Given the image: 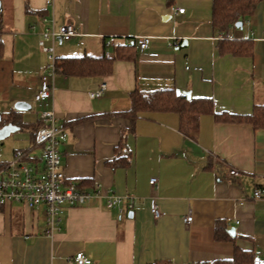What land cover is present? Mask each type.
I'll list each match as a JSON object with an SVG mask.
<instances>
[{
    "label": "crops",
    "instance_id": "crops-1",
    "mask_svg": "<svg viewBox=\"0 0 264 264\" xmlns=\"http://www.w3.org/2000/svg\"><path fill=\"white\" fill-rule=\"evenodd\" d=\"M27 3L26 11L24 0H0V70L6 82L0 113L15 110L17 100L34 103L47 63L38 38L52 20L55 27L72 23L78 32L54 42L56 57L100 56L113 45L131 40L135 45L129 57L114 59L102 74L55 71L47 107L68 129L59 146L65 181H86L85 191L98 186L104 196L85 206L63 203L59 228L51 235L45 232L43 206L0 202V264H77L78 251L89 264H188L231 258L236 247L264 264V197H252L255 187L264 190V129L216 116L250 114L264 104V0L241 27L225 30L211 23V0ZM142 35L151 36L145 50L137 47ZM172 38L177 46L167 44ZM230 40L241 41L242 52L226 50ZM101 81L106 82L101 96L90 97ZM135 88L189 91L211 99L213 111L200 115L193 136L183 135L177 114L165 111L141 113L128 131L122 112ZM18 112L24 121V111ZM33 146L31 134L17 149H31L30 160L41 167ZM14 150L5 153L7 159ZM122 156L128 163L114 165ZM231 168L238 174L230 175ZM152 176L155 189L148 182ZM112 193L133 196L132 207L108 208L105 195ZM152 195L163 212L158 218L149 210ZM189 210L192 220L186 224L182 218ZM216 230L228 236L218 238Z\"/></svg>",
    "mask_w": 264,
    "mask_h": 264
},
{
    "label": "built area",
    "instance_id": "built-area-1",
    "mask_svg": "<svg viewBox=\"0 0 264 264\" xmlns=\"http://www.w3.org/2000/svg\"><path fill=\"white\" fill-rule=\"evenodd\" d=\"M53 0H45L46 4H51ZM172 10L183 12L182 7H171ZM45 20V18H42ZM78 32L72 23H64L58 27L51 25L40 32L38 46L46 54L47 63L39 73L38 85L32 95V101L41 107L39 118L42 124L35 130L33 136V147L39 148V158L41 167L33 163L30 159L31 149H16L12 152V157L5 163L0 164V202H18L25 206L36 209L44 207V216L47 235H51L59 228L61 221V205H89L95 198L103 197L101 189L95 186L94 190H79L72 182L65 181V174L61 163V151L59 146L66 140L68 129L66 124L60 121L52 108H48V100L52 97L54 87L52 84L55 74L54 42L57 39L68 40L77 35ZM264 38V30H263ZM168 41V45L177 46V41ZM139 50L149 47L151 36L142 35L136 40ZM107 44L109 42H106ZM106 88V82L101 81L98 88L90 91V97H99ZM230 175H237L235 168L229 170ZM149 185L155 189L157 178L152 176L148 180ZM254 199L264 197V190L255 187L252 192ZM105 205L108 208L117 207L120 211L129 209L133 204V196L130 195H105ZM149 210L153 217H160L163 212L158 208L156 196L149 197ZM188 224L192 220V212L189 210L182 218ZM77 264H89L90 259L78 251L74 255Z\"/></svg>",
    "mask_w": 264,
    "mask_h": 264
},
{
    "label": "trees",
    "instance_id": "trees-1",
    "mask_svg": "<svg viewBox=\"0 0 264 264\" xmlns=\"http://www.w3.org/2000/svg\"><path fill=\"white\" fill-rule=\"evenodd\" d=\"M258 0H211V23L214 27L225 30L234 26L236 22L245 20L253 11ZM26 11L28 10L27 0H24ZM225 49L230 52H242L241 41H225ZM107 44V43H106ZM135 41L113 45L111 53L104 52L100 56H64L56 57L55 71L65 75H87L92 73L102 74L108 72L112 61L116 58L129 57V49L134 48ZM3 52V42L0 30V56ZM130 107L122 114L128 119V131L133 130L136 119L143 112L165 111L174 112L178 116V130L186 136H193L199 125V117L213 111L212 101L208 98L186 97L185 93H177L172 88H161L150 91H142L137 88L129 92ZM216 116H223L227 120H240L249 123L252 128L264 129V104L255 105L250 114L234 115L231 113H219ZM13 123L21 128L26 126L20 114L16 110L0 113V125ZM42 124L38 119L33 125L32 138L35 130ZM114 165L128 163L127 157L122 156L115 160ZM125 162V163H124ZM86 181L75 183L79 190H84ZM85 191V190H84ZM216 237L228 236L225 231L215 232ZM150 264H171L168 262H154ZM188 264H261L254 254L235 248L233 256L227 259H215L211 261H200Z\"/></svg>",
    "mask_w": 264,
    "mask_h": 264
},
{
    "label": "rangeland",
    "instance_id": "rangeland-1",
    "mask_svg": "<svg viewBox=\"0 0 264 264\" xmlns=\"http://www.w3.org/2000/svg\"><path fill=\"white\" fill-rule=\"evenodd\" d=\"M57 41V40H55ZM5 84L3 79H1V70H0V91L4 95L6 93ZM8 91V89H7ZM3 108V107H1ZM3 110V109H2ZM41 107L37 106L35 103L31 105L30 110H25L23 113V119L26 124L23 128L12 132L9 136L0 141V153L3 157H0V162L4 160H9V156L5 153L18 147L24 146L25 143H29L31 140V133L33 131V125L36 124ZM40 119V118H39ZM36 149L35 151H37ZM39 217L42 219L41 215Z\"/></svg>",
    "mask_w": 264,
    "mask_h": 264
},
{
    "label": "water",
    "instance_id": "water-1",
    "mask_svg": "<svg viewBox=\"0 0 264 264\" xmlns=\"http://www.w3.org/2000/svg\"><path fill=\"white\" fill-rule=\"evenodd\" d=\"M236 27L242 26V21H238L235 23ZM60 41V40H59ZM185 95L187 98L190 97L189 91L185 92ZM13 108L17 111H25L31 109V104L24 100H17L13 104ZM20 127L18 125H15L11 122L0 125V141L9 136L12 132L19 130ZM130 214V213H129Z\"/></svg>",
    "mask_w": 264,
    "mask_h": 264
}]
</instances>
